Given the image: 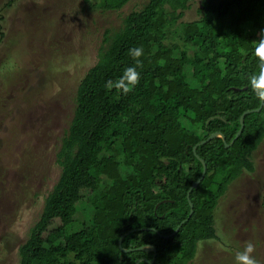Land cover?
<instances>
[{"label":"trees","instance_id":"obj_1","mask_svg":"<svg viewBox=\"0 0 264 264\" xmlns=\"http://www.w3.org/2000/svg\"><path fill=\"white\" fill-rule=\"evenodd\" d=\"M193 1L144 0L121 14L129 0H84L116 11L119 23L104 28L76 83L54 151L57 177L15 264H191L202 241L220 240L218 202L253 171L264 141V104L252 110L260 101L248 86L260 71L264 0H200L196 18L183 20ZM135 47L143 49L138 65ZM128 67L139 76L124 91L115 82ZM213 132L224 141L205 140ZM200 159L206 170L189 191V215ZM143 245L156 248L153 261Z\"/></svg>","mask_w":264,"mask_h":264},{"label":"rangeland","instance_id":"obj_2","mask_svg":"<svg viewBox=\"0 0 264 264\" xmlns=\"http://www.w3.org/2000/svg\"><path fill=\"white\" fill-rule=\"evenodd\" d=\"M199 1L183 20L196 18ZM118 23L116 11L84 0H0V264L16 263V246L57 177L54 151L76 83L95 62L104 28ZM252 159L253 171L234 180L215 209L220 240L202 241L191 264H232L248 241L264 264V141Z\"/></svg>","mask_w":264,"mask_h":264},{"label":"clouds","instance_id":"obj_3","mask_svg":"<svg viewBox=\"0 0 264 264\" xmlns=\"http://www.w3.org/2000/svg\"><path fill=\"white\" fill-rule=\"evenodd\" d=\"M129 53L132 57L137 58L135 63H140L139 57L143 54L141 47L130 48ZM255 54L260 62V71L258 74H251L248 77V86L257 99L264 104V34L261 35L255 47ZM139 74L134 67H128L124 70L123 75L116 81L117 87H122L124 91H128L134 86L138 80ZM125 81L127 83H125ZM108 86H112L109 82ZM255 245L253 242H246L242 248H238L233 253L232 264H261V261L254 255Z\"/></svg>","mask_w":264,"mask_h":264},{"label":"water","instance_id":"obj_4","mask_svg":"<svg viewBox=\"0 0 264 264\" xmlns=\"http://www.w3.org/2000/svg\"><path fill=\"white\" fill-rule=\"evenodd\" d=\"M261 106H262V104H261V102H260L259 107L255 108V109H252V110H259V109L261 108ZM249 111H251V110H246V111H244V112L240 115V117H239V123H240V126H239V128H238V130H237V132H236L235 137H237V136L240 134V132H241V130H242V128H243V124H244V123H243L244 114H246V113L249 112ZM214 136H220V137L223 139V141H224V135H223L221 132H213V133H211V134L207 137V139H205V140H208L209 138L214 137ZM205 140H203V141H205ZM203 141H201V142H203ZM232 141H233V140H232ZM232 141H230V143H232ZM201 142H200V143H201ZM230 143H229V144H230ZM193 149H195V147H193ZM200 160H201V162H202V164H203V168H202L201 175L198 177V179H196V180L190 185V187H189V189H188V191H187V199H188L189 206H190L189 215L192 213V202H191L190 199H189V191L191 190V188H193L194 186H196V185L199 183V181L202 179V177H203V175H204V173H205V170H206L204 160H203V159H200ZM182 222H183V221H181V223H182ZM181 223H179V225L174 229V231H173L172 233H170V234H168V235H164V236L168 237V236H171V235H173L174 233H176V232L178 231V229H179ZM125 234H126V233H125ZM125 234H123V235L119 238V240H118V245H119V247H120L122 250H125V249H124L123 247H121V238H122ZM139 248H140V249H143V250H152V251H154V255H153V257H152V259H151L150 261H153V260H154L155 249H156V248H155L153 245H143V246H140ZM144 259H145V258H138V259L135 261V264H137L140 260H144Z\"/></svg>","mask_w":264,"mask_h":264}]
</instances>
